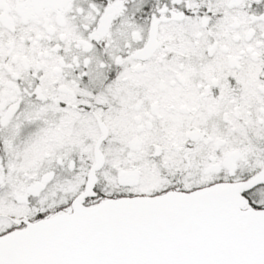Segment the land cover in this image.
<instances>
[{
  "label": "snow or ice",
  "instance_id": "1",
  "mask_svg": "<svg viewBox=\"0 0 264 264\" xmlns=\"http://www.w3.org/2000/svg\"><path fill=\"white\" fill-rule=\"evenodd\" d=\"M0 264H264V0H0Z\"/></svg>",
  "mask_w": 264,
  "mask_h": 264
}]
</instances>
